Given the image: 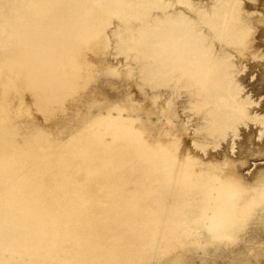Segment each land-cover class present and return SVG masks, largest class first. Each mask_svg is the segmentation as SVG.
<instances>
[{
  "label": "bare ground",
  "instance_id": "bare-ground-1",
  "mask_svg": "<svg viewBox=\"0 0 264 264\" xmlns=\"http://www.w3.org/2000/svg\"><path fill=\"white\" fill-rule=\"evenodd\" d=\"M258 23L264 0H0V58L66 60L57 73L37 71L49 64L0 63V246L11 252L0 264H133L135 236L146 264L228 251L235 256L226 264H264V142L246 152L234 143L208 150L227 134L240 138L246 120L264 134V107L256 110L252 93L211 80L219 71L230 80L222 62L260 51ZM107 55H124L114 68L149 82L176 73L198 86L164 89L162 106L144 112V129L122 115L121 98L59 129L55 105L71 100V79L93 66L77 59ZM17 87L34 94L49 126L34 125L25 105L11 107Z\"/></svg>",
  "mask_w": 264,
  "mask_h": 264
},
{
  "label": "rangeland",
  "instance_id": "rangeland-1",
  "mask_svg": "<svg viewBox=\"0 0 264 264\" xmlns=\"http://www.w3.org/2000/svg\"><path fill=\"white\" fill-rule=\"evenodd\" d=\"M263 34H264V25L261 23H258V26L254 33L255 40H259ZM220 43L222 44L223 42H220ZM263 44L264 42L261 43L260 45H257V46H260L258 50H260L261 53L260 51H258L259 53L256 52V54L253 55L254 57H252L251 54L246 55L248 58L235 57L234 63H232L233 66H231V64L230 65L228 64L233 59L232 60L230 59L227 64L224 62L220 64L219 67L230 66V69L232 71L230 80L225 75H222L221 71L214 72V74L211 77L212 81L217 80L218 83L219 82L224 83V81L225 82L231 81L232 83L230 84V86L233 85L234 82L241 83L244 88H241L242 90L240 91L252 93V96H253L252 99L257 108L256 110L264 107V49H263L264 45ZM249 51H252V48H250L248 52ZM2 54L3 53L0 52V56ZM25 55H29V53L28 52L19 53L18 55L17 53H11V54L6 53V55H3L2 58H0V63L9 64V65H15V64L18 65L22 63L39 64V65L49 64L50 67L53 68V70H37L38 72L50 71L49 73L61 72L58 66L60 64L66 63V60L60 57L53 59L52 57L48 58L47 56L35 55L37 57H33L31 54L29 56H25ZM124 58H125L124 55H119L117 56V58L107 55V56H102V57L94 56V58H89L90 60L87 58L77 59L78 62L82 61V62L90 63V64H93V66H90L91 68L89 67V69L85 71L80 69L81 71H84L82 73V76L80 75V76L73 78V80L71 79V85H73L72 87L76 86L80 90L77 89V92L71 95L72 97L70 96V99H71V100L69 99L70 101H67L68 100L67 98V100L65 101V103L67 102L66 105L65 103L62 105V107L60 106L58 107L57 105H55L56 106L54 108L55 113L54 115H51L52 116L51 120H53L52 122L55 123L58 121L57 123H55L57 124L55 126H58L59 129H62L64 127L70 128V126L75 125L74 123L79 124V122L82 121V119L86 117V115L91 116L92 114L99 113L101 110L104 111L107 109V106L109 107L111 105H115L116 103L118 104L119 101L121 100L119 104L124 103L122 104V108L125 107V109L124 108L123 109L126 110V111H123L122 115L126 116V114H129L130 112L132 116L140 119V122H138V125H140L139 127H141V124L144 123V125L141 127L144 129V127L147 126L148 124L147 114H145L147 113V108L152 107L153 109L156 110L162 106L164 99L167 97V95H163L164 89L166 90L168 88L170 90L171 88H174V87L178 88L181 86L186 89L184 90V92L188 94L189 91L193 89L195 90V88L198 86L195 84L193 79L190 80L186 76L179 77L178 76L179 74H176V73H168V74H165L164 77L157 79L155 82H149V80L146 79L147 77L145 75L139 74L140 72L134 71L133 73L130 74L131 71L130 72L126 70L122 71L119 68L115 69L114 66L122 63L124 61ZM133 64L135 65L136 63L133 62ZM109 66L113 67V69H110ZM54 68L55 69L58 68L59 70H55ZM14 71L19 72V71H30V70L15 69ZM58 76H61V75H58ZM179 78L180 80H178ZM0 88L2 87L0 86ZM17 88H18L17 91L22 90L20 91V94H17L14 90L10 91V94H9V100H10L11 107L17 110L23 104L27 106V108L30 109L29 110V113L31 115L30 121L35 120L33 122L34 125L38 124L37 126H39L40 124L41 126L43 125L45 127L49 126L50 122L48 121V124H47L43 120L44 112L41 113L42 109L39 106L38 108L37 104L33 101V99H35L34 94L29 90H26V89L23 90L20 87H17ZM14 89H16V87H14ZM240 91H234L232 93L236 92L238 94L240 93ZM185 93H182V95H184ZM152 94H157L156 103L151 102L152 97H150V95ZM122 100H124V102ZM129 100H132V103L131 101L129 102ZM174 101L175 102L173 104V107H171L170 110H174L175 111L174 114L178 118L179 117L178 115H182L184 114V112H182V107L177 106V103L180 104V100H177V98L175 97ZM73 102L75 103L73 104ZM34 103L36 106L34 105ZM207 107H209V105ZM191 111L189 108L188 113L194 115L195 110H191ZM112 113L117 114V111L113 110ZM74 115H76V117ZM31 123L28 124L30 128L33 127V124L31 127ZM241 124L242 125L240 126L241 128L239 132V134L241 135L240 138H234L232 134H227V136L224 139H218L220 149L213 150L211 147H209L208 150L213 151L214 153H218L220 152V150L227 148L229 144L234 143L237 148V151L240 150V151L246 152V151H252L253 148H256L257 146L261 145L264 142V134L262 136H258L256 135L255 130L252 131L250 127H247L252 124L250 120H246L245 122ZM37 126H34V127H37ZM30 128H28L26 131H28ZM26 131H24L23 133H26ZM128 175L129 173L126 174L127 177ZM127 181L132 182V180L131 181L127 180ZM131 241H132V244H134V242L136 241V245H137L136 248L135 247L130 248L132 250V253L130 254V256L133 257V264H146L149 257L146 253H143V251H141V247H139L140 244L143 243L142 239H139L138 241V239L135 236L131 239ZM6 252L7 253L4 254L3 248L0 246V260L1 261H2V256H5V258L10 259L11 252L9 251H6ZM194 254L195 253H192V252H186L183 255V257L188 262L187 263L182 262L181 264H205V263L206 264H218L219 262H220L219 264H221V262H224L226 264L229 261L228 256L230 257V254L232 256H235L234 253L233 255L231 252L229 253V251L228 252H217V253H211V254L201 253L200 257H199L200 253H196V255ZM172 255L175 256L176 254H172ZM251 256H255V253H251ZM20 259L21 257L19 255H15L14 262H18L20 261ZM25 260L28 264L30 261V258L25 257ZM6 264H14V263L12 260H10V262ZM150 264H157V262L155 263V261L152 260Z\"/></svg>",
  "mask_w": 264,
  "mask_h": 264
}]
</instances>
